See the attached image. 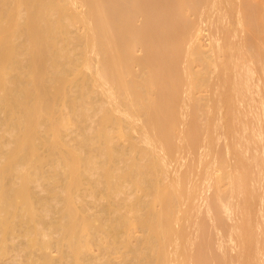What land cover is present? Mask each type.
Segmentation results:
<instances>
[{
	"label": "bare ground",
	"instance_id": "6f19581e",
	"mask_svg": "<svg viewBox=\"0 0 264 264\" xmlns=\"http://www.w3.org/2000/svg\"><path fill=\"white\" fill-rule=\"evenodd\" d=\"M220 1L0 0V264H264V245L258 238L264 232L256 234V219L247 218L264 199V136L260 128L251 127L252 122L264 124V55L260 45L244 38L251 36L244 35L248 27L263 42L264 20L258 4L237 0L242 2L235 5L240 24L234 29H246L241 30L242 43L235 40L238 31L232 44L228 29H233L229 23L235 20L232 3L237 1ZM218 2L227 13L223 9L221 14ZM204 6H214L213 14L220 16L214 14L213 21L224 25L221 32L215 30L224 40H209L208 48L199 40L198 18L204 21L212 13L209 9L202 16ZM226 6L233 8L232 18ZM216 7L221 10L216 12ZM200 9V17L191 19ZM212 23H207L209 28L215 27ZM230 48L238 50L231 51L241 64L247 52L258 67L243 63L238 71V59L226 55ZM196 62L200 68H194ZM259 72L262 79L255 75ZM210 81L223 88L211 92ZM236 102H246L248 110L235 108ZM213 110L220 114L218 124L214 113L209 116ZM199 111L203 122L197 118ZM248 111L251 119L245 118ZM213 131L231 133V138L224 137L223 143L220 137L217 145ZM246 131L257 136L252 137L259 141L255 149ZM234 145L239 146L236 153ZM201 146L205 152L200 149L198 154L194 147ZM186 149H194L190 155L205 169L197 167V159L189 161ZM181 150L187 151L186 167L177 171L180 157L175 154ZM230 152L235 157L229 160L231 171L226 169ZM211 154L226 169L214 178L211 168L206 171L214 161ZM203 170L208 182L202 185L204 179L198 182L194 174ZM257 175L261 193L254 182ZM225 176L231 178L230 186L220 191L219 199L200 194L206 189L202 187L209 189ZM235 186L241 192L234 196ZM231 195L240 196L236 203ZM204 199L205 209L204 203L200 206ZM263 201L255 211L264 221ZM198 206L212 210L213 218L198 211L196 215ZM234 209L239 218L228 237L219 212L233 210V215ZM256 218L261 219L259 213ZM206 219L220 226V235L236 240L235 256L222 250L221 243L216 246L218 236L212 234L217 231L208 228ZM188 228H195V234ZM212 247L221 250L222 260Z\"/></svg>",
	"mask_w": 264,
	"mask_h": 264
},
{
	"label": "rangeland",
	"instance_id": "374dc122",
	"mask_svg": "<svg viewBox=\"0 0 264 264\" xmlns=\"http://www.w3.org/2000/svg\"><path fill=\"white\" fill-rule=\"evenodd\" d=\"M222 1H223V0H222ZM222 1H220V2H222ZM224 1H225V2H224ZM224 1H223L224 3H223V2H222V3H223L224 5L227 4V3H226L227 0H224ZM228 1H229V0H228ZM231 1H232V0H230V3H231ZM235 1H237V0H235ZM238 1H239V0H238ZM238 1H237V3H236V2H235V3H232V4H234L233 7L236 9L235 11H237V12L235 13L236 15L234 14V11H233V12L230 11V10H232L233 8L229 10V8L227 7V6H229V5L226 6V7H227V10L230 11V12L228 11V14L232 12V13L234 14L233 16H235V18H234L235 20L233 19V20H234L233 23H231V22H232V19H231V18L233 17L232 14H231V15L229 14V15H230L229 17L232 16V17L230 18V19H231V22H230L229 17L226 18V16H225V14L227 13L226 8H225L224 6H221V5L219 4L220 2H218V5H216L217 7H218L219 5L222 7V10H221V8H220L221 11L219 10V8L216 7V8H217V9H216V12H219V11H220L221 14H222L223 9H225L226 13L223 12V14H224V16H225V18H226V23L228 22L227 20H229V22L231 23V24L229 23V25H230V27H232L231 25L233 24V29H234V25H235V23H236V25L240 24L239 21H238L239 19H238V17H237L238 13H239V15H240V11L237 10V8H236V6H235V5H238V3H242V2H243V3H246V2H247L248 4L250 3L249 5H251V6H255V5L258 4L259 9H260V11H261L260 13L263 15V18H264V0H262V1H261V0H258V1H257V0H252V2H251V0H248V1L245 0V1H242V2H238ZM255 1H256V2H255ZM211 2H212V1H211ZM233 2H234V1H233ZM257 2H258V3H257ZM252 3H253V5H252ZM254 3H255V5H254ZM232 4H230V5H232ZM261 4H262V5H261ZM260 5H261V7H260ZM208 6H209V5H208ZM241 6H242V4H241ZM212 7H214V6H210V8L208 7V9H206L205 6H204V7H201L202 10H203V11L205 10V11L202 13V11H201V9H200V11L197 10V11H195V12H192V15H191L192 18H191V17H190V18L193 19V20H194V19L197 20V17H196V16H198V14H200V13H202V14H203L202 16L205 17V15L207 14L206 10L209 12V9H210V10L212 9V13H210L209 15L214 16L215 13L213 14V12H214L215 10H213ZM223 7H224V8H223ZM239 7H240V6H238V9H239ZM242 7H243V6H242ZM204 8H205V9H204ZM214 8H215V7H214ZM230 8H231V7H230ZM241 9H242V8H241ZM217 10H218V11H217ZM198 12H200V13H198ZM220 12H219V13H220ZM190 13H191V12H190ZM197 13H198V14H197ZM204 13H206V14L204 15ZM219 13H218V14L216 13V14H217L218 16H220ZM193 14L195 15V18H194V15H193ZM216 14H215V15H216ZM226 15H227V14H226ZM211 16H209L210 19L207 18L209 21H207L206 18H205L206 20H204V21H206L207 23H209V22H211V20H212V22H213L212 24H213V25H214V22H215V25H214L215 27H212V28H209V27H211L212 25H209V26H208V24H207L206 22H205V23H206V26L204 27V26H203V24L205 25L204 21H203L202 19H199V18H198V27H199V28H200V26H201V25L199 26V21L202 22V23L200 22V23L202 24V27H201V29H200V30H201V31H200V34H201V32H202V35L199 36V40H200V43L202 44V47H203V48H208L209 44L212 43V41H213L214 43H216V41L219 42V39H220V38L222 39V36L219 37V36L221 35V33L219 34V36H217L218 33H217L215 30L218 29V31L221 32L222 29L219 30V28H222L224 25H221V26H222V27H221L220 24H219V23H221V22L218 23V22H216V21H213V20H215L214 18H217V16H216V17H215V16L212 17L213 19L211 18ZM198 17H200V16H198ZM206 17H207V16H206ZM222 17H223V15H221V17H219L218 19H219V20L222 19V23H224V21H225L224 19H225V18H224V17L222 18ZM239 17H240V16H239ZM201 18H202V17H201ZM263 18H262V20H264ZM219 20H218V21H219ZM194 21H195V20H194ZM237 21H238V24H237ZM262 22H263V21H262ZM196 23H197V22H196ZM216 24H219L220 27H219L218 25H217V26H218V27H217ZM243 24H247V23H243ZM261 24H263V23H261ZM227 25H228V24H227ZM229 25H228V26H229ZM241 25H242V24H241ZM263 25H264V24H263ZM207 26H208L209 29L206 28ZM225 26H226V24H225ZM228 26H227V27H228ZM245 26H248V25H243V27H245ZM227 27H224V28H223V29H224V33H225V35H226V32H225V31H227V30H225V29H226ZM236 27H237V26H235V29H234V30H233L232 28H231V29H228V30H231V33H232L231 36H232V39H233V40H231V37L228 35V33H227V35H226V36L230 37V38H227V39H229V42H231V43L234 41V38L237 36L235 32H238V31H239ZM240 27H241V26L239 25L238 28H240ZM263 27H264V26H263ZM205 28H206V29H205ZM228 28H229V27H228ZM241 28H242V27H241ZM246 28H247V29H246ZM246 28H244V29H246V30L243 29V30H244V35H245L246 33H249V35H250V33H251V36H250V37H249L248 35H245V36H244V35L241 33V30H242V29H241V30L237 33V34H238V38H235V40L238 39V41H239V39H241V43H242V37H243V36H244V38H246V37L250 38V40H251L252 42H253V41L255 42V43L253 42L254 44H256L257 46L260 45L259 48L262 50V52L260 51L261 56L264 55V41L262 42L260 39H258V36L255 35L256 32L253 31V33H255V34H253V35H254V36H253L251 30L248 31L249 28H248V27H246ZM203 29H205V30H203ZM211 29H214V32H216V33H215V34H212V33H214V32H213ZM202 30H203V31H202ZM207 30H209V31L211 30L212 32L210 33V32H208ZM243 30H242V31H243ZM232 31H234V32H232ZM222 32H223V31H222ZM228 32H230V31H228ZM208 33H209V34H208ZM233 33H234V34H233ZM211 34H212L213 36H212ZM222 35H223V34H222ZM215 36H216V37H215ZM226 36H225V37L223 36V37L226 38ZM210 37H211L212 40L210 39ZM218 37H219V38H218ZM253 37H256V38H253ZM216 38H218V40H217ZM251 38H252L253 40H252ZM221 39H220V40H221ZM227 39H226V40H227ZM209 40H210V43H209ZM222 40H224V39H222ZM222 40H221L220 42H222ZM227 41H228V40H227ZM231 43H230V44H231ZM236 43H237V42L235 41V43L233 42L232 44H236ZM257 43H258V44H257ZM232 44H231V45H232ZM239 44H240V42H239ZM239 44H237V45L239 46ZM240 45H241V44H240ZM235 46H236V45H234V48H236ZM231 48H233V45H232ZM231 48L227 51V52H229V53H227L226 55L232 54V58H235V57H233V56H235L236 54H233V52L235 53V52L238 51V50L236 49V51H235V50H233V49H231ZM260 49H259V50H260ZM231 50H232L233 52H232ZM231 52H232V53H231ZM137 53H141V51H140V50H137ZM236 53H237V52H236ZM262 53H263V54H262ZM246 55H248V56L245 57ZM211 56L214 57L213 54H211ZM236 56H237V55H236ZM238 56H239V55H238ZM238 56H237V57H238ZM242 56H244V57H241V56H240L241 58H243L242 61H241L242 64L240 63V60H241V59L239 60L237 57L235 58V59H238V60H239V61H238V60H235V61L239 62V63H236V67H235L236 69L239 68V70L237 69L238 71H240V66L243 65V63H244V64L247 63V64H249V65H255V67H256V66L258 67L257 62H255L256 60H253V59H254L253 56L250 57V58L253 60V62H252V60L249 61L250 58H249V54H248L247 52H245V54H242ZM217 57H218V56H217ZM226 57H227V56H226ZM244 58H247V60L245 59V60H246L245 62L243 61ZM216 59H217V58H216ZM219 59H221V58L219 57ZM217 61H220V60L217 59ZM235 61H234V62H235ZM238 64H239V65H238ZM240 64H241V65H240ZM200 66H201V64H200L199 62H196V63L194 64V68H195V69L200 68ZM231 68H233V67L231 66ZM231 68H229V70H230ZM233 69H234V68H233ZM233 69L230 70L231 73H232V70H233ZM229 70H228V76H229V74H231V73H229V72H230ZM237 70H236V71H237ZM219 71H221V70H219ZM222 71H223V69H222ZM222 71H221V72H222ZM233 71H234V70H233ZM221 72H218V73H219V75H218L219 77H222V76H223V72H222V73H221ZM218 73H217V74H218ZM260 73H261V72H259V73H255V75H257V76H259V77H260V76L262 77V74L260 75ZM231 75H233V74H231ZM261 77H260V78H261ZM216 78H217V77H216ZM214 79H215V78H214ZM214 79H213V80H214ZM218 79H220V78H218ZM261 79H262V78H261ZM211 80H212V79H211ZM216 80H217V79H216ZM214 81H215V80H214ZM220 81H222V80H219V82H220ZM210 83H211V85H209L208 90L212 88V85H213V87H214V89H213V88L211 89V92H214V90H215L216 88H217V89H218V88H220V89L223 88V86H221L220 84H218V85H220L222 88H221L220 86L216 87V85H215L214 82H213L214 84H213L211 81H210ZM216 83H217V82H216ZM259 83H260L261 86H263V81L260 80ZM256 86H257L256 84L251 85V88H254V87H256ZM210 87H211V88H210ZM215 87H216V88H215ZM217 89H216V90H217ZM195 92H196V91H195ZM197 92H198V91H197ZM199 93H200V94H203V93L205 94V93H206V89L204 90V92H203V90H202L201 92H198L197 94H199ZM195 95H196V94H195ZM235 104H236V105H235V108H236V106H237V108H238V106H240V107H239V110H240L241 108H242V109L245 108V109H244L245 111L248 110V104H246V102H245L244 104H243V103H242V104H239V103L236 102ZM245 104H246V105H245ZM246 108H247V109H246ZM185 109L187 110V108H185ZM185 109H183L182 111L184 112ZM222 109H223V108H222ZM242 109H241V110H242ZM239 110H238V109H237V110L235 109L236 112H239ZM216 111H217V109H216ZM216 111L213 110L211 113H209V116H210V114H212V113H214V115H215ZM218 111H219V110H218ZM218 111H217V112H218ZM223 111H224V110H220L219 113H220V112L222 113ZM245 111H243V113H244ZM199 112H200V111H199ZM199 112L197 113V118H198V120L201 122V121L203 120V119H202V117H203V116H202L203 113H201V112L199 113ZM219 113H218V114H219ZM188 114H189V113H188ZM218 114L216 113V116H214V115L212 116V117H214L215 120H217V124L220 123L219 118L216 119V117H218V116H217ZM239 114H240V112H239ZM247 115H248V116H246L245 118H246V119H251V116H249V115H251V112H250V111L247 112ZM188 117H189V116H188ZM212 117H211V118H212ZM219 117H220V114H219ZM211 118H210V121H211ZM212 119H213V118H212ZM214 119L211 121V125H214V126H215V125H216V123H215L216 121H215ZM213 121H215V122L212 123ZM200 122L197 121L198 124H199ZM202 122H203V121H202ZM181 127H182V125H181ZM251 127H258V128H260V129L262 130V134H263V136H264V124H263V123L252 122V123H251ZM217 128L219 129L220 127H217ZM217 128H216V129H217ZM218 129H217L216 131H218ZM247 130H251V128H250V129H247ZM251 131H252V130H251ZM251 131H248V132L246 131V133H249V132H251ZM213 133H215V132L213 131ZM220 133H221V132H220ZM220 133H219V134H220ZM252 133H253V132L250 133V136L252 135ZM217 134H218V133H217ZM217 134L215 133V135H214V134H213V135L216 136ZM219 134L217 135L218 137L216 136L217 138L215 137V139H216V141H217V142H216L217 145H218V142H219L220 137H221V138L223 137V139H221V140H223V143H226V142H225V139H226V138H227V139H228V137L231 138V133H227V134H230L229 136H228V135H227V136H224V135H222V134H220V136H219ZM248 136H249V135H248ZM253 136H254L255 138H257V136H255V135H253ZM253 136H251L250 138H252ZM224 137H225V139H224ZM255 138H254V139L252 138V140L250 139L251 142L248 143V144L251 143L253 149H255L254 147H256V144L258 145L257 142H259L258 140L256 141ZM215 139H214V142H215ZM221 140H220V141H221ZM226 141H227V142L229 141L230 143H233V142L230 141V139H229V140H226ZM176 142H177V140H176ZM203 142H204V141L202 140V143H203ZM214 142H213V144H215ZM184 143H185V142H184ZM184 143H183V144H184ZM202 143L200 142L201 145H203ZM221 143H222V141H221L219 144L222 145ZM259 144H260V143H259ZM224 145H225V144H223V146H224ZM183 146L186 148L185 145H183ZM199 146H200V145H199ZM199 146H198V147H199ZM249 146H250V145H249ZM198 147H194V148H195V151H196L198 154H199V150H200V149H201L200 152H202V153L205 152V151H204L205 149H203L202 146H201L202 148H201V147L198 148ZM214 147H216V146H214ZM214 147H213V149H215ZM235 147H238V148H239V146H238V145H237V146L234 145V147H232V148H234V151H233V152L236 153ZM216 148H217V147H216ZM219 148H220V147H219ZM222 148H223V147H222ZM242 148L245 149L244 146H242ZM249 148H251V147H249ZM181 149H183V148L181 147ZM187 149L189 150L190 148H187ZM187 149H186V150H187ZM196 149H197V150H196ZM244 149H243V150H244ZM183 150H184V149H183ZM183 150H181L182 153H184V152L186 151V150H185V151L183 152ZM188 150H187V151H188ZM193 150H194V149H192V152H193ZM217 150H218V149H217ZM220 150H221V148L219 149V151H220ZM223 150H224V148H223ZM238 150H239V149H238ZM250 150H252V149H250ZM181 151H179L180 154H179V153L177 154V152H176V154H175L176 156L178 155V159H179V157H180V160H178L180 163H178V161L176 160V162L178 163V165L176 164V166H178V167L173 166V169H174V167H175V169L178 168L177 171H179V170H180V171H181V170H184V168L186 167V166H184V165H185L184 163H185V160L187 159V158H186V157H187V151L185 152L186 155H185V153H184L185 156H183V158H181V154H182ZM213 151H214V150H213ZM240 151L242 152V154L244 153V152L242 151L241 148H240ZM253 151H254V150H253ZM253 151H252V153H253ZM190 152H191V151H190ZM192 152L189 153V151H188V155H189L188 157H191V158H192V157L194 156V155L192 154ZM196 152H194V154H195ZM222 152H223V151H222ZM233 152H230V153H229V154H230L229 158H227V157H228V156H227L228 154H226V158L228 159V161H229V160H230V161H233V160L235 159V157H234V159H233V158H232V159L230 158V157L234 154ZM238 152H239V151H238ZM241 152H239V153L241 154ZM247 152L249 153L248 155L251 154V152L249 151V149L246 150V153H247ZM254 152H255V151H254ZM197 153H196V154H197ZM231 153H233V154H231ZM239 153H238V154H239ZM246 153H244V154H246ZM190 154L193 155V156H191ZM198 154H197V155H198ZM212 154H213V152H212ZM212 154H211V155H212ZM242 154H241V155H242ZM179 155H180V156H179ZM182 155H183V154H182ZM241 155H240V156H241ZM251 155H252V154H251ZM212 156L214 157V155H212ZM212 156H211V157H212ZM233 156H234V155H233ZM243 156H245V155H243ZM246 156H247V154H246ZM184 157H185V158H184ZM208 157H209V156H208ZM208 157H207V155L205 156V158H208ZM213 157H212V158H213ZM205 158H204V159H205ZM183 159H185V160H183ZM196 159H197L198 161H197ZM209 159H210V158H208L207 160H209ZM192 160H193V161H192ZM195 160H196V162H197L196 164H197V167H198V168H200V167H201V169H202V167L204 168L205 165H204L203 162H202L203 159L201 160V162H202V166H200V167H199V165H200L199 162H200V161H199V158H198L197 156H196ZM195 160H194V158H192V159L189 158V161H190V162H194V163H195ZM207 160H206V161H207ZM212 160H213V159H211V161H212ZM215 160H216V159H215V157H214V161H213V163H211V164H212V167L210 166L211 164L209 165L210 167L207 166V165L210 163V161H208V162H207L208 164L206 165V166H207V169H208V168H209V169L211 168V170H210L211 177H213L212 175H214V176H215V175H218V174L221 175V173H222V172H225V170L228 169V168H229V170L232 169V167H231V166L233 165L232 162L229 161V163H230L231 165H227V166H230V167H227V168L224 169V171H223V167L220 166L219 164H217L218 162H216L217 160H216V161H215ZM186 161H187V160H186ZM206 161L204 162L205 164H206ZM234 161H235V160H234ZM234 161H233V162H234ZM173 162H174V161H172L171 163H173ZM183 162H184V163H183ZM214 162H215V163H214ZM171 163H170V165L172 166ZM194 163H190V164H191V165H192V164L194 165ZM173 164L175 165V163H173ZM179 164H180V165H179ZM186 164H188V163H186ZM191 165H190V166H191ZM193 165H192V166H193ZM225 165H226V164H224L223 166L226 167ZM182 166H183V169H179V168H182ZM192 168L194 169L195 166L192 167ZM198 168H196L195 170L198 171ZM201 169H199V172H201ZM204 169H205V168H204ZM209 169L206 170V171L209 172ZM195 170H192V171L195 172ZM229 170H227V171L229 172ZM227 171H226V172H227ZM230 171H231V170H230ZM193 172L190 173V174H192V176H193ZM199 172H196V173L199 174ZM203 172H205V170H203L202 173H200L199 176H196L197 174H196V175L194 174V178H196V180H197V177H198V179H199V180H197L198 182H200V178L202 177V174H204ZM205 176H206V175H205ZM205 176L203 175V177H205ZM199 177H200V178H199ZM203 177L201 178L202 180L204 179ZM257 177H259V179H257ZM257 177H256L257 180L255 179V181H254V180H251V181H254L255 183H256V181H257L258 183H261L260 181H258V180H261V179H260L261 177L258 176V175H257ZM191 178H193V177H191ZM194 178H193V179H194ZM213 178H214V177H213ZM196 180H195V181H196ZM209 180H210V179H209ZM197 181H196V183H197V185H199V183H198ZM204 181H205V182H204ZM230 181H231V178L225 176V177H223V178L221 179V181L219 182V184H217V185H212L214 188H210V187H212V186H209V189H208V188H207V185H205L206 187H205V186L202 187L203 189H204V188H206V189H204V191L202 190V192H201L200 194H202V196L205 197L206 193H207V194L210 193L208 196L206 195V197H205L206 199H207L209 196H210L211 199H214V197L219 199L220 191H221V190H222V191H226V190L229 188V186H230ZM263 181H264V179H263ZM203 182H204V184H207L208 179H206V180L204 179L203 181H201L202 185H203ZM210 182H212V180H210ZM201 183H200V187H201ZM249 183H250V182H249ZM252 183H253V182H252ZM252 183H250V184L252 185ZM255 183H254V184H255ZM212 184H213V183H212ZM251 185H250V186H251ZM255 185H258V184L256 183ZM260 185H261V184L258 185V188L255 186V187L258 189V191L260 190L259 188H262V186L259 187ZM263 185H264V182H263ZM253 186H254V185H253ZM253 186H252V188H254ZM237 187H238V186H237ZM237 187L235 186V188H234V190H233V191H234V192H233L234 194H233V193H232V194H233L234 196H235L236 194L239 195V193L241 192V189H240L239 187H238V188H237ZM202 188H201V189H202ZM254 189H255V188H254ZM257 189H256V190H257ZM208 190H209V192H208ZM235 190H236V191H235ZM237 190H239L240 192L238 193ZM198 191H199V189H198ZM258 191H257V192H258ZM203 192H205L204 195H203ZM226 192H227V191H226ZM224 193H225V192H224ZM258 193H259V192H258ZM260 193H261V190H260ZM225 194H226V193H225ZM233 195H231L233 201H234L235 199H237V198L240 197V196L237 197V196H238V195H237V196L235 197V199H234V198H233V197H234ZM224 196H225V195H223L222 197H224ZM226 196H227V195H226ZM231 197H228V198H227V199H229L230 202L232 201V200H230ZM210 198H209V199H210ZM224 198H225V197H224ZM209 199H208V200H209ZM199 200H200V199H199ZM199 200H197V201H199ZM222 200H223V199L220 197V201H222ZM237 200H238V199H237ZM263 200H264V199H262V201H263ZM195 201H196V200H195ZM233 201H232L231 203H236V202H237L236 200H235L234 202H233ZM262 201H260V204H258V206H257V204H255V207H256V208L254 207L255 209L253 208L254 211H252V213L254 212L253 215H254L255 217H254L253 215H252V216L247 215V218H248V219L251 218V220H252V218H254V220L256 219L255 221L258 222V223H257V222L255 223V221H254V224L252 223V224H253V227H254L253 230H254V229H255V230L257 229L256 234H258V233L262 234V233L264 232V231H263L264 229L261 230V232H260V229H262L261 226H263V228H264V221H263V219L261 218L262 216H260V215H261V212H260V211H259L258 213H259V218H261V219H257V218H256V214H258L257 211H258L259 208L261 207V205H262ZM263 202H264V201H263ZM195 203H196V204H199V203H197V202H195ZM202 203H204V205H205V206H204V209H205V208H206L205 199H204L202 202L200 201V204H201L200 206H201V207H203ZM256 203H258V200H257ZM259 205H260V206H259ZM200 206H198V210L191 209V210H190V212H191L190 215L193 214L192 211L194 210L193 212H194L196 215H197V213L199 212V213H198L199 216H202V217H203V215H205L204 218H207V217L209 218L210 216L213 218V214L210 212V211H212V210L206 212L207 209H206V210H204L203 208L201 209ZM262 207H264V203H263V206H262ZM195 209H196V208H195ZM257 209H258V210H257ZM261 209H262V208H261ZM200 210H204L205 213H204L203 211L201 212ZM255 210H257V211H255ZM195 211H198V212H195ZM221 211H222V210H221ZM232 211H233V210H232ZM232 211L229 212V210H225V211L219 212V213H220V216L223 214V215H222L223 218H221L220 222H221V224L227 229L225 233H227V231H228V233L230 232V229H231V227H232V223L234 224L236 221H238V218H239V217L237 218V217L235 216V215L239 216V215H238L239 213L234 215V213H236V212H235L236 209H234V212H233L234 219H235V217H236V219L234 220V219H233V215H232ZM262 211L264 212V208H263ZM200 213H201V215H200ZM207 213H208V215H210V214H211V215H210V216H206ZM195 214H193L192 216H194ZM190 215H189V216H190ZM190 218H191V217H190ZM192 218L194 219V217H192ZM193 219H192V220H193ZM201 219H202V218L199 217V220H198V216H197V218H196V220H197L198 222L201 221ZM210 219H211V218H210ZM210 219H208V220L206 219V220L208 221V224H209V227H208V228L210 229V228H211V225H212V228H213V227L216 228V229L213 228V230L217 231V233H216L215 231H214L215 233H213V234L211 233L212 236H213L215 239H216V236H214V235L217 234V236H218V238H217L218 240L216 239V242L218 241L217 244H216V246H218V244L221 243L220 245H221V249H222V250H224V251L227 252V253L229 252V254L231 253V254H233V255L235 256V255L237 254L236 251H235L237 244H234V242H235L236 240H235V241H234V240L230 241V240H229L227 237H225L224 235H220V233H219L220 230H221V229H219L220 226H218V227L215 226V225L213 224V222H212L211 225H210ZM185 221H186V222H189V221H190L189 224L191 223V220H185ZM193 221H195V220H193ZM193 221H192V222H193ZM211 221H212V220H211ZM259 221H261V223H259ZM262 221H263V222H262ZM186 222H185V223H186ZM202 222H203V220H202ZM202 222H201V223H202ZM205 222H206V221H205ZM252 222H253V220H252ZM204 224H206V223H204ZM204 224H203V225H204ZM255 224H257V225H256V226H257L256 228H255ZM186 225H187V227H190L191 225H194V223H193V224L191 223L190 226H189L187 223H186ZM186 225H185V226H186ZM200 225H201V224H200ZM259 225H261V226L259 227ZM195 226H196V225H195ZM195 226H191V227H195ZM206 226H208V225H206ZM206 226H205L204 228H206ZM200 227H201V226H200ZM202 228H203V226H202ZM225 228H224V229H225ZM259 228H260V229H259ZM188 229H189V228H188ZM209 229H208V230H209ZM189 230H190V232H191V230H192L191 233L195 234V232H193V230L196 231L195 228H192V229H189ZM255 230H254V232H255ZM204 231H205V233H206L207 230H204ZM211 231H212V229H211ZM222 231H223V230H221V232H222ZM212 232H213V231H212ZM222 233H223V232H222ZM222 233H221V234H222ZM228 233H227V235H226V234H225V235L228 236V235H229ZM260 234H259V235H260ZM208 235H210V234H209V231H208ZM234 235H235V234L233 233V236H234ZM259 235H258V236H259ZM221 236H222V238H221ZM262 236H263V234H262ZM262 236L258 237L259 239L262 238L261 241H262L263 238H264V236H263V237H262ZM208 237H209V236H208ZM223 237H224L225 239H223ZM228 237H229V236H228ZM210 238H211V237H209V239H210ZM211 239L213 240V241H211V242L213 243V242H214V239H213V238H211ZM221 239H222V240H221ZM233 239H234V238H233ZM201 241H202V240H200V242H201ZM221 241H222V242H221ZM261 241H260V243H261V245H262V247H263V245H264V240H263L262 242H261ZM232 242H233V244H232ZM211 245L214 246V245H215V242H214L213 244H211ZM232 245H233V246H232ZM235 245H236V246H235ZM214 247H215V246H214ZM212 248H213V247H212ZM216 248H217V249H216ZM216 248H213V249H216V250H217V252H218V254H219V255H218V258H219L220 260H222L223 257H222V255L220 254L221 252H219V251H221V250H218V247H216ZM202 249H206V248L203 246ZM213 249H212V250H213ZM239 249H240V247H239ZM237 250H238V248H237ZM241 250H243V249H240V253H241ZM263 251H264V250H263ZM208 252H209V251H208ZM13 253H15L14 250L11 252V254H13ZM229 254H228V256L231 255V254H230V255H229ZM251 254H252V252H249V255H251ZM9 256H10V255H7V257H3V259L9 258ZM20 257H21V256H19V258H20ZM229 264H233V263H229Z\"/></svg>",
	"mask_w": 264,
	"mask_h": 264
}]
</instances>
